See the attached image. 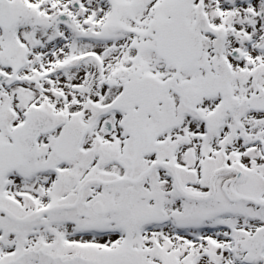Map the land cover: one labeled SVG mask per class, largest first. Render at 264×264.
<instances>
[{
	"label": "snow or ice",
	"instance_id": "1",
	"mask_svg": "<svg viewBox=\"0 0 264 264\" xmlns=\"http://www.w3.org/2000/svg\"><path fill=\"white\" fill-rule=\"evenodd\" d=\"M0 264H264V0H0Z\"/></svg>",
	"mask_w": 264,
	"mask_h": 264
}]
</instances>
